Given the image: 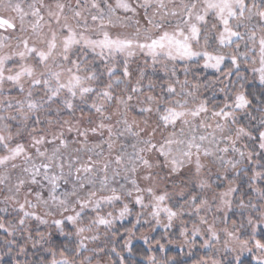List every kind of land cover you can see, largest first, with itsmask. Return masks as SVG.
Instances as JSON below:
<instances>
[{
  "label": "snow or ice",
  "instance_id": "obj_1",
  "mask_svg": "<svg viewBox=\"0 0 264 264\" xmlns=\"http://www.w3.org/2000/svg\"><path fill=\"white\" fill-rule=\"evenodd\" d=\"M141 225L142 264H264V0H0V264Z\"/></svg>",
  "mask_w": 264,
  "mask_h": 264
},
{
  "label": "rangeland",
  "instance_id": "obj_2",
  "mask_svg": "<svg viewBox=\"0 0 264 264\" xmlns=\"http://www.w3.org/2000/svg\"><path fill=\"white\" fill-rule=\"evenodd\" d=\"M136 211H139V209L138 208H134L132 216H130L127 220H125L123 222H117V230L121 233V240H120L121 243L123 242V237L127 235L126 229L132 227V222L135 220V212ZM147 231H148V226H146V225H141V226H138L136 229H134L136 238L134 239L133 244L140 243L142 245H145L143 243V241L139 239V237L141 236L142 233H145ZM177 231H178V229H177ZM157 232H159V233H161L163 235L164 230L162 228H160L155 233H152L151 234L152 239H153V237L155 235H157ZM171 238L174 239V240L177 239V237L175 235L173 237H171ZM161 243H165L167 249H172L175 252H180L178 243H174V244H170L169 245V244H167V242L165 240H163V242H161ZM145 246L148 247L147 245H145ZM193 251L196 252V255L191 256V257L199 258L200 255H204V252L199 249V245H197L196 248ZM183 253H185L186 255L189 256V254H188L189 253V249L187 247H185L184 250H183ZM124 255L127 256L128 254L125 252Z\"/></svg>",
  "mask_w": 264,
  "mask_h": 264
},
{
  "label": "trees",
  "instance_id": "obj_3",
  "mask_svg": "<svg viewBox=\"0 0 264 264\" xmlns=\"http://www.w3.org/2000/svg\"><path fill=\"white\" fill-rule=\"evenodd\" d=\"M161 236L162 234L157 232V235H155L152 240L154 241L156 239H160ZM161 242H163V240H161ZM146 248L147 247L145 245H142L140 243L134 244L133 251L135 255L133 258L138 262V264H142L145 256L147 255L146 252L141 251V249H146ZM156 254L158 258H163V254L159 253L158 250L156 251ZM168 255L175 257L178 260L179 264H193V261L195 259H198L197 257H191V256L189 257L185 253L175 252L172 249H168Z\"/></svg>",
  "mask_w": 264,
  "mask_h": 264
}]
</instances>
